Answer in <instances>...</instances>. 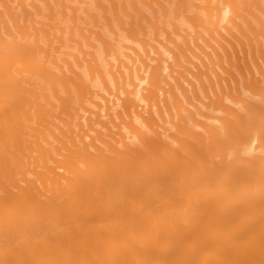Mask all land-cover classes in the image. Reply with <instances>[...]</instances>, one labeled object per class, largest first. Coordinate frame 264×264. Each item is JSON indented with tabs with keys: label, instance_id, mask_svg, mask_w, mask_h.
<instances>
[{
	"label": "bare ground",
	"instance_id": "obj_1",
	"mask_svg": "<svg viewBox=\"0 0 264 264\" xmlns=\"http://www.w3.org/2000/svg\"><path fill=\"white\" fill-rule=\"evenodd\" d=\"M220 4L233 41L216 58L227 57L230 69L222 68L226 88L219 84L221 92L202 102L205 111L193 101L207 87L171 85L165 65L148 69L149 80L138 74L139 83L125 90L121 77L133 76L128 60L122 82L109 73L118 91L128 92L118 97L119 122L108 126L99 111L95 118L83 113L94 106L92 83L107 81L108 66L95 42L97 74L88 80L86 32L104 39L110 28L101 29L103 21L145 31V21L168 23L187 13L204 24ZM86 18L103 26L87 28ZM97 123L104 130L90 137ZM0 264H264V0H0Z\"/></svg>",
	"mask_w": 264,
	"mask_h": 264
},
{
	"label": "rangeland",
	"instance_id": "obj_2",
	"mask_svg": "<svg viewBox=\"0 0 264 264\" xmlns=\"http://www.w3.org/2000/svg\"><path fill=\"white\" fill-rule=\"evenodd\" d=\"M170 10V9H169ZM221 10V11H220ZM225 6L223 5V4H220V9H219V15H220V17H219V15L218 16H216V17H214L212 20H209V21H207L206 23H201V22H197L194 18H192V16L191 15H189V13H187L186 14V17L185 16H183V17H180V18H177V19H175V20H172L171 22L169 21L168 23L167 22H162L161 23V21H159V22H156V23H153L154 21L152 20V22H147V21H145L144 23H146V24H144V26L146 25V30L149 28L150 30H148V32L145 30V31H142L138 26H135V24H137V23H134V25H133V23H129V26L127 25H124L123 27L121 26V28H120V26L118 27V25H119V23H116V20L115 19H112V21H111V23L110 24H108V23H106V22H102V21H100V22H102L103 23V25L102 24H94V21H92L90 18H86L87 20V22H86V26L85 25H83V26H85V27H87V28H90V29H96L95 27H98V29H96V30H99V28H101L102 26V28L101 29H105L106 30V28H110V30L109 29H107L106 30V32H107V36L104 38V39H102V37H97V35H93V34H91V33H87L86 32V34H87V36H90L91 35V37L92 38H94L93 40H95L94 42H93V40L91 39V37H90V45H88L89 47H90V49L89 48H84V47H87V46H85L84 45V47H83V49H84V51L87 53V55L89 56V57H87V55L85 56L86 57V59L88 60V58H89V65H88V71H90V72H88L89 73V76H88V80L90 81H92V82H94L95 80H92V76L93 75H95V74H97V72H95V65L93 66V64H95L94 62H93V57H92V55H91V52H95V45L94 44H96L97 42H100V43H97V48L99 47V50H100V52H101V54L103 55V57H104V59L102 60V62H104L105 64H108V66L105 68V64H103V67L105 68V81H106V79H107V81L105 82V83H102V85H103V87H102V85H96V84H98V83H96V82H94V83H92V85H94V90H95V92L97 93H95V95L93 96V103L92 104H94V106L93 105H91V104H88L86 107L87 108H85V111L83 112L84 114H86V112H87V114H86V116H88V117H92V115H93V118H95V116H94V112L95 113H97L98 111V113L100 114L101 113V118H100V120L103 118V120L104 119H107L106 118V116L109 118V120H107L108 121V126H110L111 124L109 123L110 122V119H113V118H115L116 119V121H117V113L116 112H119L120 110H121V106H122V103H121V105H120V103H118V97H123V92H124V97H123V99L124 98H126L127 97V95H128V92H125V91H123L122 89L121 90H119L118 91V87L116 86L117 84H115V82H116V80H113V79H109V73H115V74H119L117 77H118V79H120L121 80V78H122V80H123V82H122V80H121V82H122V84H120V85H123V84H126L127 86H125V90L126 89H128L129 91H132V88L133 87H135V84H138L139 82H137L138 81V74H140V75H143V76H146V77H148V80L151 78V76L150 75H152V72L154 71V69L155 68H157V67H160L161 65L163 66V67H165V66H167V68H166V72H164V74L165 73H168V74H166V77H167V80L169 81V83L171 84V85H173V86H175V87H177V85L178 84H180V85H183V86H185L186 88H189V89H192V86H195V88H199L200 87V85L203 83L206 87H207V90H206V94L204 93V95L203 94H200L199 95V98H196V99H194V101H193V103L195 102V104H197V106L199 105V107L202 109V110H204L205 109V107H204V105L203 106H200V105H202V102H203V104H206V103H208L212 98H215L216 97V95L218 94V93H220L221 92V87H219L220 85H222L223 87L225 86V88H226V83H225V81L223 80L224 78H227L228 77V75H226L227 73L226 72H224V70H226V69H230V64H227L228 63V61H226V59H228L227 57H224L225 59L223 60V61H220L219 59L217 60V55H216V53H220V54H222L223 56H224V54L223 53H225V52H223L224 51V47L225 48H227V49H230L231 50V47L229 48V41H233V39H232V37L229 35V32H228V30L227 29H231V27L233 26V24H231V22L229 21V20H227V19H223V17H224V15H225ZM255 11V10H254ZM255 13H257V14H259V15H261L258 11H255ZM222 14H224L223 16H222ZM191 16V17H190ZM230 16H232V15H229L228 16V18L230 17ZM249 18H250V16L249 15H247ZM262 16V15H261ZM186 19H185V18ZM88 19L90 20V22H92V23H89V21H88ZM192 19V20H191ZM222 19H223V22L221 23V21H222ZM238 19V18H237ZM192 22H190V21ZM240 20V21H239ZM177 21H180V22H177ZM184 21V22H183ZM186 21H187V23H190L191 25H192V27H190L191 25L190 24H187L186 23ZM216 21H219V22H216ZM226 23H225V22ZM238 22H241V19L239 18L238 20H237ZM194 22V23H193ZM227 22H229V25L227 24ZM88 23V24H87ZM114 23V24H113ZM151 23V24H150ZM168 26V27H166V25ZM175 23V24H174ZM177 23V24H176ZM178 23H180L179 25H181L180 27H179V25H178ZM185 23V25H186V27L185 26H183V24ZM197 23V24H196ZM224 23V24H223ZM90 24H92V26H90ZM132 24V25H131ZM149 24V25H148ZM154 24H156V26H154ZM159 24H160V26H159ZM163 24V25H162ZM198 24H202V25H199L198 26ZM89 25V26H88ZM96 25V26H95ZM108 25V27H106V26ZM152 25V26H151ZM208 25V26H207ZM227 26V29L225 28L226 26ZM95 26V27H94ZM114 26V27H113ZM151 26V27H150ZM170 26V27H169ZM212 28H211V27ZM217 26V27H216ZM117 27V29H115ZM131 27L133 28V29H131ZM155 27V28H154ZM159 27V28H158ZM162 27V28H161ZM179 27V28H178ZM187 27H189V29L187 28ZM202 27V28H201ZM203 27L206 29H204L203 30ZM213 27H215L216 29V32H214V28ZM225 29H224V28ZM120 28V29H119ZM134 28H135V30H134ZM139 29V32L141 33V36H140V34H136V31H138V29ZM151 28H154L152 31L154 32H152L151 31ZM182 28V29H181ZM202 29V30H200V29ZM208 28V29H207ZM222 28V29H221ZM100 29V30H101ZM112 29H114V32L116 33V34H113V32H111L112 31ZM118 29H119V31H118ZM126 29V30H125ZM163 29V30H162ZM172 29V30H171ZM177 29V30H176ZM184 29V30H183ZM191 29V30H190ZM192 29H194V31H195V33H193L194 31L192 30ZM211 29V30H210ZM224 29V30H223ZM124 30H125V32L126 31H128V32H126V34H125V32H124ZM132 30V31H131ZM176 30V31H175ZM181 30V31H180ZM209 30V31H208ZM129 31H131V32H129ZM151 31V33H152V35H151V33H149ZM167 31H169L168 33H167ZM183 31H185V32H183ZM187 31V32H186ZM199 31V32H198ZM206 31L208 32V33H206ZM219 31V32H218ZM89 32V31H88ZM117 32H118V34H117ZM120 32H122V34H125V37H124V35H123V40H126L124 43H122L123 42V40L121 39L120 40V38H122V36L120 35L121 33ZM143 32L145 33V34H143ZM174 32V33H173ZM176 32V33H175ZM189 32H191L190 34H189ZM205 32V33H204ZM211 34H210V33ZM221 32V33H220ZM108 33H110V34H108ZM127 33H129V34H127ZM131 33L133 34V35H131ZM148 33H149V36H147L148 35ZM161 33V34H160ZM171 33H173V35H171ZM204 33V34H203ZM216 33L218 34V35H216ZM163 34H164V36H168V38H167V40H166V38H162V37H164L163 36ZM179 34H180V36H179ZM188 34V35H187ZM194 34V35H193ZM200 34V35H199ZM209 34H210V36H209ZM115 35V36H114ZM121 37H120V36ZM126 35H128V36H126ZM137 35H139L138 36V38H137ZM146 35V36H145ZM154 35V37L152 38L151 36H153ZM157 35V36H156ZM160 35H162V36H160ZM178 35V36H177ZM203 35V36H202ZM227 35V36H226ZM116 36H118V37H116ZM134 37V38H131V37ZM174 36H176V37H174ZM181 36H182V38H184L183 40L185 41V39H186V46H184V44H185V42L183 41V40H181ZM190 36H191V38H190ZM220 36V37H219ZM223 36V37H222ZM108 37V38H107ZM113 38L114 37V39H113V41L110 39V38ZM127 37V38H126ZM139 37H141V39H143L144 38V42H142V40L141 39H139ZM151 39H150V38ZM179 39H178V38ZM188 37H189V39H188ZM198 37H200V38H198ZM210 37V38H209ZM213 37V38H212ZM222 37V38H221ZM77 39H79V37H76ZM115 38H116V40H115ZM195 38V43H197L196 45L197 46H199V47H196V48H194L195 47V43H194V40L192 41L191 39H194ZM203 38V39H202ZM224 38V39H223ZM128 39V40H127ZM133 39V40H132ZM135 39V40H134ZM137 39V40H136ZM168 39H170V40H168ZM173 39V40H172ZM176 39L177 40H179V41H176ZM202 40V42H201V40ZM216 39H218V40H216ZM220 39H222V40H220ZM80 40V39H79ZM107 40V41H106ZM148 40H149V43H148ZM151 40V41H150ZM153 40V41H152ZM159 42H158V41ZM166 40V41H165ZM173 42H172V41ZM204 40H206V42L204 41ZM211 40V41H210ZM225 40V41H224ZM228 40V41H227ZM105 41V42H104ZM129 41H131V42H129ZM135 41H136V43H135ZM137 41L139 42V41H141V42H139V43H137ZM165 41V42H164ZM167 41H170V43H169V45H168V42ZM181 41H183L182 43H181ZM190 41V42H189ZM193 43H192V42ZM209 41V42H208ZM214 43H213V42ZM219 41H220V43H219ZM96 42V43H95ZM112 42H114L113 44H111ZM156 42V43H155ZM172 42V43H171ZM188 42V43H187ZM203 42H205L204 44H203ZM208 42V43H207ZM216 42V43H215ZM228 42V43H227ZM104 44V45H101V44ZM129 43L131 44V43H133V44H131L130 45V47H129ZM141 43H145L144 44V47H143V44H141ZM163 43V44H162ZM226 45H225V44ZM118 44V45H117ZM128 44V45H127ZM135 44H137L139 47H143V48H139V47H137V49L135 48L134 49V46H135ZM150 44L154 47V49L152 50V46H150ZM162 44V45H161ZM171 44V45H170ZM176 44V45H175ZM178 44H180V45H178ZM182 44H183V47H182ZM192 44H194V45H192ZM205 44H207L206 46H205ZM218 44H219V46H218ZM222 44V45H221ZM92 45V46H91ZM98 45H100V46H102V47H100V46H98ZM107 45L109 46L110 45V47H107ZM159 45V46H158ZM166 45V46H165ZM105 46V47H104ZM113 46V47H112ZM117 48H116V47ZM156 46H157V48H156ZM173 46V47H172ZM187 46H189L188 48H185V47H187ZM203 46H205V47H203ZM209 46V47H208ZM218 46V47H217ZM221 46V47H220ZM77 47V46H76ZM111 47H112V49L113 50H111L110 51V49H111ZM136 47V46H135ZM152 47V48H151ZM163 47V48H162ZM169 47V48H168ZM177 47H179V49H184L183 50V52L182 51H180L179 49H178V51H177ZM207 47V48H206ZM214 49H213V48ZM114 48H116V51L114 50ZM123 48V49H122ZM124 48L125 49H127L126 50V52H125V50H124ZM131 48V49H130ZM150 48V49H149ZM159 48H161V49H159ZM165 48V49H164ZM191 50H190V49ZM198 48V49H197ZM202 48V49H201ZM210 48H212L211 50H210ZM222 50V51H220V49ZM75 49H77V48H75ZM75 49L73 50V52L75 53ZM89 49V51H87ZM101 49H102V51H101ZM132 49L133 50H135L134 52L132 51ZM145 49V50H144ZM157 49V50H156ZM168 49H169V51H168ZM200 49V50H199ZM105 50H107L104 54L102 53V52H104ZM120 50V51H119ZM136 50H137V54H135L136 53ZM149 50V51H148ZM153 51V53L154 54H152V51ZM164 50L165 51H167L168 52V54L169 55H172V56H169L167 53V55L165 54V52H164ZM213 50V51H212ZM216 52H215V51ZM218 50V51H217ZM78 51V49L76 50V55H77V52ZM112 51H113V53H112ZM128 51V52H127ZM132 53H131V52ZM139 51H140V53H139ZM143 53H145V51H146V53L145 54H143ZM159 51V52H158ZM173 51V52H172ZM189 51V52H188ZM201 51V52H200ZM203 51V52H202ZM209 51V52H208ZM211 51V52H210ZM121 54H120V53ZM156 52V53H155ZM181 53V54H178V53ZM188 52V53H187ZM194 52V53H193ZM213 52H215L214 54H213ZM221 52H223V53H221ZM90 53V54H89ZM96 53V52H95ZM122 53H123V56H122ZM126 53V54H125ZM128 53H129V55H128ZM131 53V54H130ZM151 53V54H150ZM159 53V54H158ZM163 53V54H162ZM185 53H187V54H185ZM204 53H206V54H204ZM79 55H80V53H78ZM111 54V55H110ZM115 54V55H114ZM146 54H147V57H146ZM149 54V55H148ZM165 54V55H164ZM173 54H174V56H175V61H172V60H174V56H173ZM177 54V55H176ZM182 54H184L183 56H182ZM190 54H192V55H190ZM208 54V55H207ZM211 54H213V55H211ZM106 55H107V58H106ZM127 55V56H126ZM132 55V56H131ZM134 55H136V56H138V60L137 59H135V57H134ZM145 57H144V56ZM159 55V56H158ZM164 55V56H163ZM179 55V56H178ZM187 55L189 56V57H187ZM196 55V56H195ZM81 56V55H80ZM111 56V57H110ZM114 56V57H113ZM119 56L121 57L120 59H119ZM141 56V58H143V59H141V58H139ZM158 56V57H157ZM190 56H192V58L190 57ZM202 56V57H201ZM204 56H207L206 58L207 59H205L204 58ZM208 56H209V58H208ZM215 56V57H214ZM91 57V58H90ZM102 57V58H103ZM109 57V58H108ZM126 57V59H124V58ZM133 57V58H132ZM148 57H150V58H148ZM160 57V58H159ZM166 59H165V58ZM181 57V58H180ZM186 57V58H185ZM196 57H197V59H196ZM198 57H200V59L198 58ZM217 57V58H216ZM112 58V59H111ZM124 60H123V59ZM133 59V61H132V59ZM148 60H147V59ZM173 58V59H172ZM183 58V59H182ZM194 58V59H193ZM216 58V59H215ZM81 60H82V62H84V60L82 59V57L80 58ZM111 59V60H110ZM113 59H114V61H113ZM140 59V60H139ZM151 59H152V61H151ZM172 59V60H171ZM200 60V62H199V60ZM204 59V60H203ZM209 59H210V61H209ZM217 60V61H219V62H221V63H218L217 61H215V60ZM80 60V61H81ZM92 60V61H91ZM128 60H130V61H128ZM137 60V61H136ZM159 60V61H158ZM163 60V61H162ZM170 60V61H169ZM179 61V62H176V61ZM189 60V61H188ZM196 60V61H195ZM198 60V61H197ZM214 61V62H212V61ZM260 60V59H259ZM91 61V62H90ZM121 61V62H120ZM123 61V62H122ZM125 61H126V63H125ZM130 62L131 63V65H129L128 64V62ZM140 61V63H138ZM149 61V62H148ZM151 61V62H150ZM153 61H156V62H154V65H153ZM169 63H167V62ZM182 61V62H181ZM185 61V62H184ZM142 62H143V64H142ZM192 62H194L193 64H192ZM208 62V63H207ZM211 64H210V63ZM224 62V63H223ZM85 63V62H84ZM112 63V64H111ZM117 63V64H116ZM148 63H149V65H148ZM157 63V64H156ZM172 63H174V65L172 64ZM200 63V64H199ZM204 63V64H203ZM216 63V64H215ZM217 63H218V65H217ZM223 63V64H222ZM110 64V65H109ZM119 64V65H118ZM126 64H128V67H130L129 69H128V67H126L125 65ZM134 64V65H133ZM160 64V65H159ZM167 64V65H166ZM178 64V65H177ZM179 64H180V66H179ZM187 64V65H186ZM195 64V65H194ZM201 64H203V65H201ZM207 64H209L210 65V67H209V65H207ZM225 64V65H224ZM112 65H113V68H112ZM115 65H116V67H115ZM136 65L138 66V67H136ZM150 65L152 66V67H150ZM165 65V66H164ZM173 65V66H172ZM183 65V66H182ZM194 65V66H193ZM220 65H222L221 67H220ZM141 66V67H140ZM145 67V68H142V67ZM156 66V67H155ZM177 66V67H176ZM186 66H188V68H186ZM190 66H191V68H190ZM202 68H201V67ZM205 66V67H204ZM225 66V67H224ZM91 67H92V69H91ZM115 67V68H114ZM122 69H121V68ZM135 67V71H133V69L132 68H134ZM147 67V68H146ZM180 67V68H179ZM183 67H184V69H183ZM194 67H195V69H194ZM198 67V68H197ZM226 67H228V68H226ZM111 68V69H110ZM151 68V69H150ZM172 68V70H170V69ZM175 68V69H174ZM204 68V69H203ZM208 68H210V69H212L211 71L208 69ZM214 68V69H213ZM216 68H217V71H216ZM224 70H223V69ZM253 68H254V66H253ZM108 69V70H107ZM119 71H118V70ZM124 69H128V72H131L132 74H133V76H134V79H133V76H129V75H125V76H123V77H121V78H119L120 77V74H122L121 72H123V71H125ZM131 69V70H130ZM137 69H141L140 71L138 70L137 71ZM148 69H150V70H152V72H150V70L148 71ZM173 69H174V71H173ZM182 69V70H181ZM199 69V70H198ZM130 70V71H129ZM220 70H222V72L220 71ZM121 71V72H120ZM142 71V72H141ZM149 73H148V72ZM169 71H171L170 73H169ZM177 71L179 72V73H177ZM184 71V72H183ZM186 71V72H185ZM200 71V72H199ZM209 71V72H208ZM95 72V73H94ZM116 72H118V73H116ZM128 72L127 71H125V73H127L128 74ZM138 72V73H137ZM176 74H175V73ZM182 72V74L180 75V73ZM190 72V73H189ZM191 72H192V74L194 75H192L191 74ZM196 72V73H195ZM213 73V75L215 76V77H213V75L211 74V73ZM91 73H92V76H91V78H90V75H91ZM106 73H107V75L108 76H106ZM134 73H135V75H134ZM137 73V74H136ZM148 73V74H147ZM198 73V74H197ZM202 73V74H201ZM225 73V74H224ZM163 74V75H164ZM173 74V76L174 77H176V79L175 78H173V76H167V75H172ZM183 74H184V76H183ZM190 74H191V76H190ZM206 74H207V76H206ZM211 74V75H210ZM224 74V75H223ZM123 75V74H122ZM185 75H187V76H185ZM202 76V78H201V76ZM204 75V76H203ZM226 75V76H225ZM165 76V75H164ZM163 76V77H164ZM180 76V77H179ZM208 76H209V78H211V79H209L208 78ZM222 77V79H220L219 77ZM124 77H125V79H124ZM130 79H129V78ZM150 77V78H149ZM183 77H185V78H183ZM217 77L219 78L218 80H217ZM90 78V79H89ZM112 78V77H111ZM177 78H179V79H177ZM181 78H183L182 80H181ZM191 78V79H190ZM194 78H195V80L197 79V81H195L194 80ZM215 78V79H214ZM137 79V80H136ZM185 79L186 80H188V81H185ZM205 79V80H204ZM109 80V81H108ZM112 80V81H111ZM128 80V81H127ZM182 81V83H181V81ZM198 80L200 81V82H198ZM206 80H207V82H206ZM214 80H216V81H214ZM125 81H127V82H125ZM135 81V82H134ZM173 81H174V83H173ZM177 81L179 82L178 84H176L177 83ZM190 81V83H187L186 84V82H189ZM193 81V82H192ZM208 81H209V83H208ZM219 81V82H218ZM221 81V82H220ZM224 81V83H222ZM112 82V83H111ZM125 82V83H124ZM163 81H161V83H162ZM195 82V83H194ZM210 82H211V84H210ZM165 83V82H164ZM192 83V84H191ZM200 85H199V84ZM214 83V84H213ZM105 84V85H104ZM134 84V85H133ZM197 84H198V86H197ZM216 84V85H215ZM220 84V85H219ZM146 85V84H145ZM107 86V87H106ZM111 86V87H110ZM132 86V87H131ZM148 88L150 87L149 86V81H148V83H147V85H146ZM162 86L163 87H165V88H167V84L165 83V84H162ZM190 86V87H189ZM197 86V87H196ZM211 86V87H210ZM216 86V87H215ZM100 87V88H99ZM114 87V88H113ZM117 87V88H116ZM168 87H169V85H168ZM218 87V88H217ZM93 88V87H92ZM99 88V89H98ZM116 88V89H115ZM121 88V87H120ZM98 89V90H97ZM100 89H102L104 92L101 94H98L99 92H101L102 90H100ZM107 89V90H106ZM109 89V90H108ZM111 89L113 90V91H111ZM114 89H115V91H114ZM134 89V88H133ZM210 89V90H209ZM214 91H213V90ZM215 89H217V90H215ZM219 89V90H218ZM100 90V91H99ZM106 90V91H105ZM99 91V92H98ZM123 91V92H122ZM162 91V92H161ZM211 91V92H210ZM113 92V93H112ZM114 92H115V95H114ZM159 92H161V93H159ZM164 91L163 90H159L158 91V93L159 94H161V95H159L161 98H163L162 97V93H163ZM215 92V93H214ZM218 92V93H217ZM109 93V94H108ZM111 93V94H110ZM212 93V94H211ZM108 94V95H107ZM144 94H147V92L145 91L144 92ZM165 93H163V95H164ZM105 95V97H103ZM110 95V96H109ZM111 95H114L113 96V98L115 99H112V97H111ZM211 95V96H210ZM100 96H101V98H100ZM108 96H109V98L111 99V100H107L106 102H104V100H106L107 98H108ZM164 97H165V95H164ZM201 97H203V99L201 98ZM208 97V98H207ZM95 98L96 99H98V100H95ZM104 100H103V99ZM138 98V97H137ZM199 99V100H198ZM210 99V100H209ZM113 100V101H112ZM94 102H97V103H94ZM99 102V103H98ZM100 102H102V103H100ZM114 104H113V103ZM138 102H139V99H138ZM197 102V103H196ZM104 103V104H103ZM140 103V102H139ZM159 103V102H158ZM201 103V104H200ZM97 104H98V106H97ZM103 104V105H102ZM141 104V106H145V107H150L149 105L150 104H146L145 102L143 103H140ZM145 104V105H144ZM161 104V103H160ZM99 105H102L101 106V108H100V106ZM106 105V106H105ZM162 105V104H161ZM90 106H93V109L90 107ZM108 106H110V107H112L111 108V110H109L107 107ZM115 106H117V107H115ZM155 105H153V106H151V108L153 109V110H156L157 108H158V106H155V108H153ZM104 107H105V109H107V110H105V111H103L104 110ZM118 107H120L119 108V110L117 111V109H118ZM144 107V108H145ZM188 107L191 109V110H193V109H195V108H193L194 106H191L190 107V105H188ZM204 109H203V108ZM103 108V109H102ZM114 108H116V109H114ZM86 109H88V110H86ZM97 109V110H96ZM123 109V108H122ZM140 109H143V108H141L140 107ZM174 109V108H173ZM91 110V111H90ZM94 110V112H92ZM101 110V111H100ZM113 110V111H112ZM107 111H109V113L110 114H108L107 113ZM115 111V112H114ZM174 111H175V109H174ZM205 111V110H204ZM89 112H90V115H88L89 114ZM103 112V113H102ZM106 114H105V113ZM103 115H105V117H103ZM113 115V116H112ZM111 117V118H110ZM103 120H101V122H103V123H107V121L105 120V121H103ZM168 120V119H167ZM117 122H119V119H118V121ZM160 123H162V121H160ZM96 125H99L98 123L97 124H95V127H94V130H90L89 131V135H90V137H92V135H93V133H94V135H96L95 134V132L97 133V131H101V130H104V128H103V126H101V125H99V126H101V127H97ZM164 126H169V124L168 123H164L163 124ZM103 128V129H102ZM96 129V130H95ZM100 129V130H99ZM92 131H95V132H93V133H91ZM93 135V136H94Z\"/></svg>",
	"mask_w": 264,
	"mask_h": 264
}]
</instances>
